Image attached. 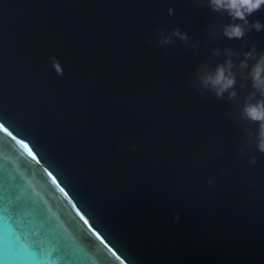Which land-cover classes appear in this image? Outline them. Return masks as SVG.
<instances>
[{
	"label": "water",
	"instance_id": "water-1",
	"mask_svg": "<svg viewBox=\"0 0 264 264\" xmlns=\"http://www.w3.org/2000/svg\"><path fill=\"white\" fill-rule=\"evenodd\" d=\"M261 56L264 6L245 22L211 0H0V216L46 264H264L261 125L244 114L264 101ZM228 61L218 96L205 80Z\"/></svg>",
	"mask_w": 264,
	"mask_h": 264
},
{
	"label": "clouds",
	"instance_id": "clouds-1",
	"mask_svg": "<svg viewBox=\"0 0 264 264\" xmlns=\"http://www.w3.org/2000/svg\"><path fill=\"white\" fill-rule=\"evenodd\" d=\"M211 3L214 7V10H227L234 19L245 20V22L246 15H250L256 10L261 9L262 6H264V0H211ZM255 27L259 31L261 30L262 26L257 23ZM224 35L232 39L242 38L245 33L241 26L233 24L225 28ZM253 53L246 54V60L241 63L242 69L248 67V58H255ZM233 66L234 65L232 64V62L228 61L227 66H219L214 74L209 75L206 78L205 84H210L212 88L217 91L218 96H222L224 92L234 87L236 80L235 74L231 72ZM57 71H61L58 66ZM249 75L253 81V87L261 95H264V56H261L258 62L252 67V70ZM231 95L234 97L236 93L232 92ZM244 114L248 119L260 122L261 132L259 149L260 151L264 152V101H261L258 104L247 105L244 109ZM6 140L12 141L11 139ZM22 143L29 144V146L33 149L34 153L37 154L34 147L29 142L25 141L20 137L17 138L16 143H13L15 145L16 153L21 157V159H26L30 161L34 166H41L42 161L40 160L38 154L37 158L33 159V157L30 156L27 151H25L22 146ZM5 158L9 159L10 162H12L14 166H16L17 171L19 172L21 177L25 179V182L28 184L33 194L39 197L40 199L44 200L45 203H47V200L45 199L43 193V186L28 178L23 171H20L19 165H17L15 161L11 160L10 157L6 156ZM45 173L46 175H48V178L52 183V187L55 189L56 194L59 197V202L66 204L70 209H72L77 214V217L81 220L83 226L89 230V232L97 240V242L100 243L102 247L108 248L107 242L103 239V237H101L98 232H96V230L91 226V222L87 220V217H85L83 213L79 210V208L75 205L67 189H65L61 185L59 178L56 176V174L48 169H45ZM53 176L57 179V183H53Z\"/></svg>",
	"mask_w": 264,
	"mask_h": 264
},
{
	"label": "snow or ice",
	"instance_id": "snow-or-ice-1",
	"mask_svg": "<svg viewBox=\"0 0 264 264\" xmlns=\"http://www.w3.org/2000/svg\"><path fill=\"white\" fill-rule=\"evenodd\" d=\"M3 127L4 125L0 124V128ZM13 138L15 139L14 136ZM22 146L33 159L37 158V154L29 144L22 143ZM52 180L53 183H57L54 176ZM33 248L34 246L5 209V214L0 216V264H46L47 258L34 255Z\"/></svg>",
	"mask_w": 264,
	"mask_h": 264
}]
</instances>
